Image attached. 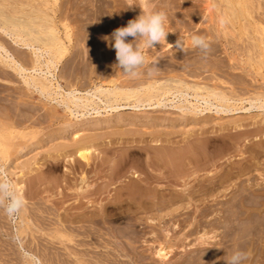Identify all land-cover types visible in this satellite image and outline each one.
Returning <instances> with one entry per match:
<instances>
[{"label":"rangeland","instance_id":"1","mask_svg":"<svg viewBox=\"0 0 264 264\" xmlns=\"http://www.w3.org/2000/svg\"><path fill=\"white\" fill-rule=\"evenodd\" d=\"M142 10H164L170 32L146 53L159 70L130 77L103 37ZM42 24L64 48L62 60L42 64L56 78L51 97L0 65V175L12 185L8 196L0 190V264H225L234 250L249 254L246 264H264V109L214 108L264 103V0H0V27L27 37ZM193 34L210 42L206 57ZM179 38L185 52L175 48ZM55 83L63 95L117 83L127 98L96 101L77 119ZM184 99L203 112L179 111L190 108ZM81 149L90 150L88 165ZM15 195L24 206L10 215Z\"/></svg>","mask_w":264,"mask_h":264},{"label":"bare ground","instance_id":"2","mask_svg":"<svg viewBox=\"0 0 264 264\" xmlns=\"http://www.w3.org/2000/svg\"><path fill=\"white\" fill-rule=\"evenodd\" d=\"M18 15V14H17ZM249 16V15H247ZM48 18V17H47ZM17 21V20H16ZM248 24V23H247ZM43 25V24H42ZM49 26V25H48ZM46 27L44 29V25L43 26H40V28H43L42 30L40 29H33V31H30L29 29H25L26 32H28V35L27 37L22 33V29H13V32H11V30L9 28H6L5 26L4 27H0V34H2L3 36L5 37H8V38H11V40L13 41V44L17 47H21L22 50H28L30 51V54L28 56L31 57V61L29 60H25L26 61H29V66H28V63H24L23 61H21V59L19 60L17 58V55H14L10 48L5 44V42L3 41V43L0 42V65L1 66H4V67H7L9 68L10 70H12L13 72H16L17 74H19L18 76H20L25 85L28 87V88H32V89H36V91H40L43 95H45L44 93L46 92L48 94V96L51 97L52 93L50 94V89L53 88L50 86H54V83L53 81L56 79L55 78V75L49 71V68L48 71H45L43 68H42V64H43V61L45 60V58H50V62L54 63L53 61V58H57V59H60L62 60L64 55H63V46L60 42V39L59 37L57 36V34L55 33V31L53 30V28L51 27ZM245 26V25H244ZM73 33V32H72ZM68 37H70L68 34H67ZM2 36H0V39H1ZM4 39V37H2ZM2 39V40H3ZM73 39V38H72ZM6 40V39H5ZM70 40V39H69ZM264 43V42H262ZM12 44V43H11ZM41 45L46 47V49H42L41 48ZM263 45V44H262ZM257 48V47H256ZM24 52V51H23ZM15 53V52H14ZM26 54V53H25ZM24 54V55H25ZM255 55V54H254ZM25 57V56H24ZM22 57V58H24ZM28 59V58H26ZM24 60V59H23ZM48 60V59H47ZM49 61V60H48ZM45 63V62H44ZM89 63V62H88ZM57 64V63H56ZM111 64V63H110ZM46 65V64H44ZM54 65V64H53ZM119 75V74H118ZM72 76V75H71ZM151 76V75H150ZM177 77V76H176ZM70 80V79H69ZM160 81V80H159ZM163 81V80H162ZM68 82V81H67ZM161 82V81H160ZM167 82V81H166ZM165 82V83H166ZM184 82V81H183ZM70 83V82H69ZM56 84V83H55ZM80 84V83H79ZM82 84V83H81ZM57 85V89L56 91H58L59 93L58 96H62L65 100H63L62 104H64V106L70 110V114L73 115L74 118H77L79 119L80 117H82L84 114H80V112L82 111H85L86 109H88L90 106H92V104H94L96 106V101H98V103H103L105 104V100L107 102H110L111 101H120L121 100V97H124L126 96V90L120 88L117 86V83H114L112 85H108L109 87L105 88L103 86H96L94 89H90L86 92H82V90L80 91L79 89H76V88H73L72 90L70 91H65V95L61 94L60 92L63 91L61 89V86L59 84H56ZM55 85V86H56ZM136 85V84H135ZM127 86V85H126ZM149 86V85H148ZM73 87V86H72ZM79 87V86H78ZM86 87V86H85ZM89 87V86H88ZM133 87V86H132ZM179 87V86H178ZM127 88V87H126ZM154 88V87H153ZM153 88H148L146 89L147 93L150 95V93H154L153 91ZM177 88V87H176ZM190 87H187V90L189 89ZM169 89V88H168ZM175 90V89H174ZM196 90V89H195ZM128 91V90H127ZM166 91V90H165ZM182 91V90H181ZM180 90H176V93L175 94H180L182 95V97H188L190 96L188 93H184L183 91L181 92ZM213 91V90H212ZM31 92V91H30ZM130 92V90H129ZM161 92V91H160ZM40 93V94H41ZM63 93V92H62ZM171 93V91H166L164 92V95L166 94H169ZM196 93V92H195ZM199 94V92H198ZM215 98L219 101V102H222L223 104L224 103H229L230 102V98H227L225 96V94H219V93H216L214 92L213 93ZM140 95V94H139ZM174 95V94H173ZM185 95V96H184ZM48 96H46V99H49L47 98ZM56 96V95H55ZM152 96V95H151ZM175 96V95H174ZM193 96V95H192ZM204 96V95H203ZM153 97V96H152ZM178 97V95H177ZM57 98V96H56ZM59 98V97H58ZM57 98V99H58ZM127 98V96H126ZM139 98V97H138ZM196 98V99H195ZM201 98V97H200ZM199 98V100H201ZM205 98V97H204ZM55 99V98H54ZM56 99V100H57ZM61 99V98H60ZM153 99V98H152ZM166 99V98H165ZM188 99V98H186ZM194 99L195 100H198V95L194 96ZM258 99V98H257ZM185 100V99H184ZM183 100V101H184ZM51 101V100H50ZM58 101V100H57ZM151 101V100H149ZM148 101V103H150ZM170 101V100H169ZM175 101V100H174ZM183 101H181L183 103ZM202 101V100H201ZM217 101V102H218ZM233 101V100H232ZM240 101V100H239ZM250 101V100H249ZM257 101V100H256ZM259 101V100H258ZM257 101V102H258ZM61 102V100H60ZM106 102V103H107ZM136 102V101H135ZM152 102V101H151ZM200 102V101H199ZM203 102L206 104V105H211V103H209V101H207L206 99L203 100ZM235 102V101H234ZM247 102V101H246ZM118 103V102H117ZM116 103V104H117ZM147 103V102H146ZM163 103V102H162ZM175 103V102H174ZM184 103H188V105H190V108L189 107H186L184 106L183 104L178 107L179 111H186V112H190V113H198V112H203L202 109L198 108L200 106H196L195 104L191 103V101L189 100H185ZM198 103V102H197ZM203 103V104H204ZM249 103V102H248ZM113 104V103H112ZM115 104V103H114ZM143 104V102H142ZM156 104V103H155ZM200 104V103H199ZM73 106V108H71V106ZM119 105V104H118ZM161 105V104H160ZM222 105V104H221ZM230 105V104H229ZM234 105V104H232ZM140 103L138 105H134L133 108H136V109H139L140 107ZM143 106V105H142ZM146 106V105H145ZM150 106V105H148ZM147 106V107H148ZM154 106V105H153ZM225 106V105H224ZM223 105L222 106H216L214 107L216 109L215 113H226L229 112H234L233 114L237 113V111H242V110H250V109H253V108H257V109H264V103H261L260 102V105H256L255 103V100L254 101H250V107L247 108V107H241V108H236V109H232V108H227V107H224ZM236 106V105H235ZM94 107V106H93ZM98 107V104L97 106ZM151 107V106H150ZM161 107V106H160ZM238 107V106H237ZM95 108V107H94ZM93 108V111L96 110ZM119 108H121V106H116V107H111V110H118ZM142 108V107H141ZM210 108V107H209ZM208 108V109H209ZM108 109V108H107ZM144 110V109H142ZM88 111V110H87ZM86 112V111H85ZM97 114L100 113L99 111H95ZM106 112V111H105ZM115 112V111H114ZM89 113V112H88ZM94 117V116H93ZM96 117H98L96 115ZM76 119V120H77ZM117 119V118H116ZM93 120V119H92ZM90 121V126H96V123H98L99 121L98 120H93V121ZM100 120V119H99ZM103 121V120H102ZM110 122V121H109ZM118 122V121H117ZM88 123V122H87ZM88 123V124H89ZM101 122H99L100 124ZM82 124V123H81ZM79 124L77 125V127L75 126V128H73V134L74 138L75 139L77 137V131L80 130V128L82 127V125ZM98 125V124H97ZM88 126V125H87ZM80 127V128H79ZM81 129H84V128H81ZM144 132V131H143ZM126 133V132H125ZM81 134V133H80ZM131 134V133H130ZM69 135V134H68ZM89 137V136H88ZM78 138V137H77ZM91 139V138H90ZM84 140V139H82ZM92 140V139H91ZM94 140V139H93ZM185 140V139H184ZM86 141V140H85ZM144 141V140H143ZM80 142V140H79ZM89 142V140H88ZM77 143V142H75ZM6 144V143H5ZM80 144V143H79ZM85 144V142H84ZM8 145V144H7ZM81 145V144H80ZM90 149V148H89ZM89 149H81L78 151V156L79 158L82 160V162H86L87 165L89 164V161H90V158H89V155H90V150ZM195 149V148H194ZM194 151V150H193ZM77 152V151H76ZM57 155V154H56ZM159 156V155H158ZM139 157V156H138ZM138 159V158H137ZM180 159V158H179ZM165 160V159H164ZM127 161V160H126ZM144 161V160H143ZM108 162V161H107ZM128 162V161H127ZM169 162V161H168ZM162 165L164 164V161L162 160ZM178 165V164H177ZM27 166V165H26ZM115 167V166H114ZM148 167V166H147ZM166 167V166H165ZM164 168V167H163ZM106 169V168H105ZM161 169V167L159 168ZM151 170V169H150ZM156 170V169H155ZM162 170V169H161ZM155 172V171H154ZM134 174V173H133ZM136 174V173H135ZM147 175V174H146ZM136 177H139L138 175L135 176ZM190 177V176H189ZM164 178V177H163ZM125 184V183H124ZM124 188V187H123ZM128 189V188H127ZM45 190V189H44ZM186 191V190H185ZM260 193V192H259ZM131 194V193H130ZM143 197V196H142ZM183 197V196H182ZM245 201L244 203H254L252 200L253 198H251L249 195H246L245 196ZM112 200V199H111ZM119 200V199H118ZM169 200V199H168ZM154 201V200H153ZM149 202V201H148ZM112 203V202H111ZM256 203V202H255ZM164 204V203H163ZM240 204V203H239ZM258 204V202H257ZM244 206V205H243ZM251 206V205H250ZM254 206V205H253ZM249 207V206H248ZM246 208V207H245ZM244 209V208H243ZM249 208H247L248 210ZM250 212V211H249ZM247 213V211L245 213H243L244 215ZM251 213V212H250ZM248 214V213H247ZM243 215V217H244ZM249 216V214H248ZM246 217V215H245ZM261 218V217H260ZM246 220H249V219H246ZM261 221V220H260ZM249 222V221H248ZM248 225V224H247ZM247 227V226H246ZM248 228V227H247Z\"/></svg>","mask_w":264,"mask_h":264},{"label":"clouds","instance_id":"3","mask_svg":"<svg viewBox=\"0 0 264 264\" xmlns=\"http://www.w3.org/2000/svg\"><path fill=\"white\" fill-rule=\"evenodd\" d=\"M130 7L133 6L128 8ZM167 23L168 15L164 10H152L150 12L142 10L139 16L128 21L127 26L119 27L110 36L103 37L109 47L115 49L116 67L122 74L136 77L140 75L141 69H147L149 75L159 70L155 66L156 62L149 64L146 53L155 49L157 44H167L166 37L170 32L166 28ZM129 37L132 39L129 40ZM191 41L192 46L205 57L210 53L211 44L205 36L193 34ZM175 48L186 51L184 41L181 38L177 40ZM0 190H3L5 196H8L12 190L11 182L3 175H0ZM23 206V198L15 195L8 200L5 211L12 215L18 213ZM248 259L249 254L247 252L234 250L225 260V264H246Z\"/></svg>","mask_w":264,"mask_h":264}]
</instances>
